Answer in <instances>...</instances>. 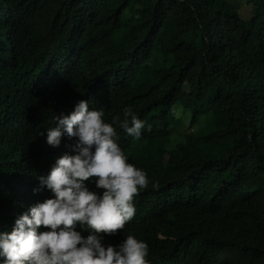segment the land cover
I'll use <instances>...</instances> for the list:
<instances>
[{"label":"trees","instance_id":"obj_1","mask_svg":"<svg viewBox=\"0 0 264 264\" xmlns=\"http://www.w3.org/2000/svg\"><path fill=\"white\" fill-rule=\"evenodd\" d=\"M239 8L0 0V232L51 197L33 191L37 177L70 151L65 135L53 147L39 132L93 99L107 122L126 106L145 121L139 139L116 127L148 178L146 222L122 240H144L148 264H264V0Z\"/></svg>","mask_w":264,"mask_h":264},{"label":"clouds","instance_id":"obj_2","mask_svg":"<svg viewBox=\"0 0 264 264\" xmlns=\"http://www.w3.org/2000/svg\"><path fill=\"white\" fill-rule=\"evenodd\" d=\"M90 102L56 112L39 132L53 147L65 135L70 151L37 177L33 191L49 190L51 197L17 211L11 231L0 232V264H148L144 240L133 234L122 240L127 227L146 222L138 191L147 173L130 163L116 131L139 139L145 121L126 106L123 118L107 122L104 109Z\"/></svg>","mask_w":264,"mask_h":264},{"label":"rangeland","instance_id":"obj_3","mask_svg":"<svg viewBox=\"0 0 264 264\" xmlns=\"http://www.w3.org/2000/svg\"><path fill=\"white\" fill-rule=\"evenodd\" d=\"M232 1L237 2L238 5L241 7V8H239L241 14L243 13L244 10L247 9V8H246V5H247L248 0H232ZM247 15H248V13H247ZM89 105L92 106L93 108H98V106H97L95 103H93V102H90ZM62 110L65 111L66 113L70 111V109H68V108H66V107H65L64 109H62ZM178 116H179V117H184V114L181 113V114H178ZM104 118L108 119V117H107L106 115H105ZM185 129H186V128H184V130H185ZM177 131H179V130H178V127H177ZM182 139H183V133L179 132V133L175 136V140L173 141V143L175 144V143L179 142V140H182ZM167 158H168V153L165 152V153L163 154V159L166 161Z\"/></svg>","mask_w":264,"mask_h":264}]
</instances>
